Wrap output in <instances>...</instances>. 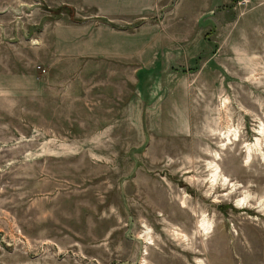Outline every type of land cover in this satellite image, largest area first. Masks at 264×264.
<instances>
[{"label": "rangeland", "instance_id": "374dc122", "mask_svg": "<svg viewBox=\"0 0 264 264\" xmlns=\"http://www.w3.org/2000/svg\"><path fill=\"white\" fill-rule=\"evenodd\" d=\"M154 1L0 0V264H264V0Z\"/></svg>", "mask_w": 264, "mask_h": 264}, {"label": "bare ground", "instance_id": "6f19581e", "mask_svg": "<svg viewBox=\"0 0 264 264\" xmlns=\"http://www.w3.org/2000/svg\"><path fill=\"white\" fill-rule=\"evenodd\" d=\"M256 134L257 136L254 139V142L252 143V145H246V151H247V158L249 157L250 151L252 149H255L257 147H259L260 144V137H264V127L262 126V124L260 125V127L256 130ZM230 136L233 138V140H237L238 137V131L236 129H227L223 134L222 137L223 138H227L230 139ZM251 155V154H250ZM207 168L209 170H211L210 172V176H209V182L211 185H214L217 182H220L221 184H227L229 182V180L227 179V177H225L224 175L220 174V171L218 169V167L213 164V163H209ZM244 200V198L239 199L237 202H242ZM263 205L264 208V198L261 200L260 202ZM212 224L208 221V219L205 217V215H201L200 219L197 221L196 223V229L198 233H201L202 235L207 234V232H209L211 230ZM173 233L177 236H179L178 232L173 231ZM144 235L147 236V230L144 232ZM146 240H149L148 237L146 238ZM150 241H147V243H149Z\"/></svg>", "mask_w": 264, "mask_h": 264}, {"label": "built area", "instance_id": "2783aa9c", "mask_svg": "<svg viewBox=\"0 0 264 264\" xmlns=\"http://www.w3.org/2000/svg\"><path fill=\"white\" fill-rule=\"evenodd\" d=\"M247 2H248V0H235L234 1V3H235L236 6L243 5V4L247 3ZM40 71L41 72H44L43 69H40Z\"/></svg>", "mask_w": 264, "mask_h": 264}, {"label": "crops", "instance_id": "0c3cea01", "mask_svg": "<svg viewBox=\"0 0 264 264\" xmlns=\"http://www.w3.org/2000/svg\"><path fill=\"white\" fill-rule=\"evenodd\" d=\"M162 0H155L154 1V4H158V3H160ZM151 6V3L150 4H148V5H145V8H147V7H150ZM112 12H114V13H118V14H125V13H120L121 11H114V10H112Z\"/></svg>", "mask_w": 264, "mask_h": 264}, {"label": "trees", "instance_id": "16d2710c", "mask_svg": "<svg viewBox=\"0 0 264 264\" xmlns=\"http://www.w3.org/2000/svg\"><path fill=\"white\" fill-rule=\"evenodd\" d=\"M59 9L60 8H57V9H54V10H51L52 11V13H53V15L55 16V17H57L58 15H59ZM67 11H69L68 9H67ZM68 13V12H67Z\"/></svg>", "mask_w": 264, "mask_h": 264}]
</instances>
